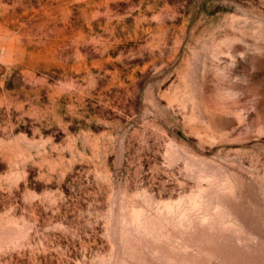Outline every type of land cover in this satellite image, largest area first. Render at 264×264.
Here are the masks:
<instances>
[{
    "label": "rangeland",
    "instance_id": "1",
    "mask_svg": "<svg viewBox=\"0 0 264 264\" xmlns=\"http://www.w3.org/2000/svg\"><path fill=\"white\" fill-rule=\"evenodd\" d=\"M0 264H264V0H0Z\"/></svg>",
    "mask_w": 264,
    "mask_h": 264
}]
</instances>
